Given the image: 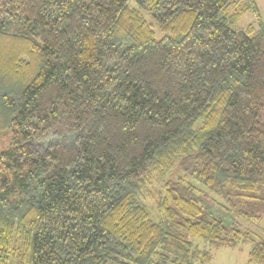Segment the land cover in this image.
<instances>
[{
	"label": "trees",
	"instance_id": "obj_1",
	"mask_svg": "<svg viewBox=\"0 0 264 264\" xmlns=\"http://www.w3.org/2000/svg\"><path fill=\"white\" fill-rule=\"evenodd\" d=\"M0 139V264H264L256 0H0Z\"/></svg>",
	"mask_w": 264,
	"mask_h": 264
},
{
	"label": "rangeland",
	"instance_id": "obj_2",
	"mask_svg": "<svg viewBox=\"0 0 264 264\" xmlns=\"http://www.w3.org/2000/svg\"><path fill=\"white\" fill-rule=\"evenodd\" d=\"M256 4L260 13L261 22L264 24V0H256ZM255 22V18L251 13L244 14L234 25L233 28L243 29L249 24H253ZM71 140L70 136L62 137V138H55L54 135H50L42 140L35 141L34 147L38 150H43L47 145L51 144L54 141L62 142V143H69ZM3 141L0 139V142ZM6 141V138H5ZM4 145V144H0ZM217 198V197H216ZM218 202H221L222 200L217 198ZM146 205L149 207L151 211L155 209L153 205L152 200H146ZM211 210L214 213H217V210H213L211 207ZM236 223L244 230H248L252 233H257L260 235V233L264 230V216L260 222H249L245 221L243 219H236ZM195 243H198L200 248H204L208 251H210L212 259L210 264H245L248 252L250 251L252 245L250 243H241L233 248H215V247H209L205 245L204 243L200 241H195ZM15 262V261H14ZM17 263V260H16Z\"/></svg>",
	"mask_w": 264,
	"mask_h": 264
}]
</instances>
